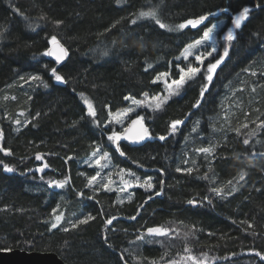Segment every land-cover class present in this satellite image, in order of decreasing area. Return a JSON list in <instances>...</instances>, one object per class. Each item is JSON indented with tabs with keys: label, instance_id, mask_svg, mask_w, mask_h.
Masks as SVG:
<instances>
[{
	"label": "trees",
	"instance_id": "1",
	"mask_svg": "<svg viewBox=\"0 0 264 264\" xmlns=\"http://www.w3.org/2000/svg\"><path fill=\"white\" fill-rule=\"evenodd\" d=\"M244 6L252 9L249 20L236 30L211 83L199 72L162 110L144 112L153 138L136 146L120 143V156L108 140L109 112L145 93H160L161 82L152 81L164 72L170 81L178 78L183 48L222 9L237 13ZM152 8L173 28L212 15L196 28L168 31L133 15ZM52 36L68 53L60 66L44 55ZM53 68L65 82L55 79ZM205 85L199 107H193ZM82 98L91 101L95 118ZM174 120L183 124L171 133ZM262 121L264 0H0V146L13 153L0 152V250L51 251L67 264H150L188 247L193 255L212 258L210 264H264L254 254L264 253ZM209 146L212 155L197 151ZM97 148L109 152L113 171L131 170L141 180L151 176L155 188L136 187L133 199L122 204L114 193L88 189L80 172ZM37 154L48 164L43 172L37 171ZM4 164L14 170L5 172ZM241 169L247 175L236 191L229 194L231 185L222 195L211 191ZM64 179L63 188L49 186ZM71 212V226L51 228L55 215ZM88 215L95 219L72 227ZM112 216L117 219L106 225ZM169 225L187 232L183 247L133 242L143 230Z\"/></svg>",
	"mask_w": 264,
	"mask_h": 264
},
{
	"label": "snow or ice",
	"instance_id": "2",
	"mask_svg": "<svg viewBox=\"0 0 264 264\" xmlns=\"http://www.w3.org/2000/svg\"><path fill=\"white\" fill-rule=\"evenodd\" d=\"M118 2H119V0H118ZM256 7L259 8L260 5L257 4ZM15 11H18V9H15ZM222 11L227 12L228 9H222ZM251 11H252V9L250 7L244 6L242 8V10H240L238 12V14H236L234 17L231 18V24L233 25V27L235 29H240L242 27V25L244 24V22L249 20ZM133 15H136L138 19L139 18L151 19L157 25H159V27L161 29H167L168 31H174V30H183L189 26H191L192 28H196L198 25L202 24L205 20H207L208 16L212 15V14L209 13V14L201 15L195 19L186 20L183 23L175 25V28L163 23L160 20L159 15H158V11L156 8H152L148 11H139L138 13H134ZM57 23H60V22H57ZM117 23H119V21H117ZM132 23L135 24L136 20H133ZM113 27H115V25H113ZM216 28H217L216 24H213L210 27H207L203 31L202 39L196 40L193 44L188 45V47H186L181 54L183 56L184 60H188V58L193 55V49L194 48L200 46L205 41L210 40L212 38V34L215 32ZM234 38L235 37L233 35V29L230 28L227 32V35L225 36V39L227 41H232ZM49 43L53 47L50 48L49 50H47L44 53V55L53 56L55 58L56 62L60 63L68 54L66 49L60 44V42L57 40L56 36H52ZM213 51H215V49H213ZM208 55H211V53H209ZM227 56H228V48L225 47L223 55L219 59H217L214 63H209L207 65L206 79L209 83H211V81L213 79V74L215 73V70L224 61V58ZM177 59H179V57ZM204 59H206V57H203L201 55L195 56L196 62L200 65H203ZM149 67H151V65H149ZM145 70H147V69H145ZM200 70L201 69L199 67H193L191 65H189L187 68L178 67L179 77L177 79H171L170 82L168 79H166V78L170 77V73H168V72L161 73L152 82L156 83L157 81L163 80V82L165 84L166 91H167V95L166 96H156V97H152L151 99H149L148 94L145 93L143 101L132 99V104L136 105V106H147L152 111H160V110H162L163 106L168 103L169 99L172 96L180 94V91H181V89H183L184 85L189 80L194 79L196 77V75L200 72ZM51 73L57 81L62 82V83L65 82L64 78L61 75L57 74V71L55 68L51 69ZM252 74L255 75V73H252ZM21 79L23 80L24 77H21ZM30 79L40 81L41 77L40 76H32V77H30ZM45 87H47L46 84H45ZM206 91H207V86L205 85L200 92V99H198L196 101V103L193 105V107H199L200 100L203 99L204 93ZM125 99H129V98L125 97ZM84 103L87 106V115L95 118L97 113H96L91 101H89L87 98H85ZM133 110L134 109H132V108H126L123 111L116 112V113L109 112V117H110L109 123L119 124L123 128L122 132H117V131L113 130L111 132V135L108 136V140L113 145H115L116 151L119 153L120 156H125V152L121 150V146H120L121 140L128 141L132 144H139L146 139L153 138V135L150 132L149 128L147 126H145V124L143 122V119H144L143 117L137 116L136 119L131 120L129 126H127V127L124 126V118L127 117L128 114ZM20 115H24V113H20ZM37 115H39V114H37ZM15 123L17 125H19L21 123V121L16 120ZM181 124H183L182 120L172 121L170 124L171 133H174L177 130L178 126H180ZM244 127L246 128V127H248V125L245 124ZM258 127H264V121L260 122ZM193 130H195V129H193ZM251 134L252 133H249V135H251ZM158 138L160 140L166 139L165 136H159ZM2 139H3V132L0 131V140H2ZM243 143L247 146V145H249L250 141L248 139H245L243 141ZM197 151L201 152V153H206L208 155H212L214 153V146L199 148V149H197ZM0 152H2L5 156L13 155L11 150L6 149L2 146H0ZM92 155L95 158V160H94L95 165L100 167V168L107 167V162H110V160H111L109 152H107V151L101 152V150L99 148H97L96 151H94ZM252 155L255 156L256 153L253 152ZM259 155L264 156V152L259 153ZM36 159L41 160L42 159L41 155L37 154ZM68 159H71V157H69ZM101 161H105L106 163L101 164ZM0 163H2V162H0ZM47 167H48V164L45 163L43 165V167L38 168L37 171L43 172L44 169ZM13 170L14 169L12 167H10L7 164H4V171L5 172H12ZM176 170L178 172L181 171L180 168H177ZM185 171L188 173H191L193 171V169L188 168ZM110 175H111V173H109V176ZM118 175H120V177H121V185L122 186L120 188V191H125L129 187H141V188H144L145 191L151 192L155 188V185L152 182L153 178L151 176H148L146 179L141 180V178L138 175H136V173L132 172L131 170H126L124 168L119 169ZM246 175H247L246 171L244 169H241L237 177H233V179L228 180L226 182V184H224V185L212 188L211 191L216 193L217 195H222L224 193V188L231 185V189L229 191V194H231V192L236 191V185L239 184L241 181H243L245 179ZM99 176H100V173L97 172V174L95 176H92L91 178H89L88 179V186L93 187L94 182L97 181V178ZM125 176L134 177V179H132V180L125 179ZM234 181H235V183H234ZM67 183H68L67 179L54 180V181H49V186L51 187V186L55 185L58 188H63V187H65V185ZM112 183L113 182L111 180H108V182L103 184L102 187L104 188L105 191H116L115 188H112L110 186ZM163 183H164L163 180L159 181V184L161 185V190L155 192L156 196H159L162 194ZM80 195H83V194L81 193ZM151 198H152L151 196L148 197V199H151ZM127 199L129 201H131L133 199L132 194H129ZM116 202L118 204H122L124 201L121 199H118ZM188 203L192 204V203H194V201L190 200V201H188ZM56 211L57 210L54 209V213ZM62 219H63L62 215H55L56 223H52L51 228L52 229L57 228ZM94 219H95L94 216L88 215L84 219L78 220L76 223H74L72 225V227L76 228L79 224H87L89 221L94 220ZM116 219H117V217L112 216L110 219H107L105 223H106V225H112L113 221ZM130 219L135 220L136 216H132V217H130ZM241 223H246V222L242 221ZM248 226L252 227V225H250V224ZM63 230L68 231L69 229L64 228ZM147 234L152 235V236L167 237L169 235V229L165 228L163 226L150 227L147 229ZM137 239L142 240L143 236L141 235V236L137 237ZM184 251H185V253H190L191 249H189L188 247H185ZM254 254L256 256H258L261 260H264V253L255 252ZM121 259L123 260L124 258L121 256ZM161 259H163V257H161ZM184 259L191 261V264H205V259L197 258L196 256L191 255V254L185 256ZM150 264H157V262L151 261ZM170 264H175V262L172 261V262H170Z\"/></svg>",
	"mask_w": 264,
	"mask_h": 264
},
{
	"label": "rangeland",
	"instance_id": "3",
	"mask_svg": "<svg viewBox=\"0 0 264 264\" xmlns=\"http://www.w3.org/2000/svg\"><path fill=\"white\" fill-rule=\"evenodd\" d=\"M236 14H238V12L237 13L224 12L221 16L216 15L215 16L216 17L215 20H213L208 26V27H210L213 24L217 25V28H216L215 32L212 34V38L210 40H208V41H205L200 46L194 48L193 49V55L191 57H189L188 60H184L183 56L180 55L179 59H178V61L180 63V67L187 68L189 65H191L193 67H199L201 69L200 72H202L204 74V77L206 79V76H207V65L209 63H214L217 59H219L223 55L225 47H227L228 50H229V45H230L231 41H227L225 39V36L227 35V32H228V30L230 28L233 29V35L235 36V33H236L237 29H235L233 27V25L231 24V18L234 17ZM202 37H203V35L200 38L196 39V40L202 39ZM196 40H194L193 42L189 43L188 45L193 44ZM188 45H186L183 48V50L181 51V54L184 51V49L186 47H188ZM213 49H215V51H213ZM209 53H211V55H208ZM196 55H201L203 57H206V59H204L203 65H200V64H198L196 62V60H195V56ZM206 81H207V79H206ZM159 82H161L162 91L160 93H158V94L148 95L149 99H151L152 97H156V96H166L167 95V91H166L165 84H164L163 80H160ZM169 82H170V80H169ZM60 83H62V82H60ZM207 84H208V81H207ZM82 99H83V103H84V99L85 98H82ZM136 100L143 101L144 100V95L140 99H136ZM84 105H85V103H84ZM85 108L87 110V106L86 105H85ZM126 108H132L134 110L131 111L128 114V116L124 118V126H127L131 122V120L136 119L137 116L143 117V114L146 111L154 112L150 108H148L147 106H136V105H133L132 104V100L129 101V105L127 107H125L123 109H120V110H118L116 112L123 111ZM116 112H113V113H116ZM109 119H110V117H109ZM108 127H109V130H110L109 135H111V132L113 130H115L117 132H121L123 130L121 125L115 124V123H108ZM92 154L85 159V161H84V163L82 165L83 167H85V169L80 172V175L83 178L86 187L88 189H90L91 191H94V192H97V193H104V194L105 193H114V194H116V197H117L116 200L121 199L124 202H128L129 201L127 199L128 195L132 194L133 189L136 188V187H129L125 191H120V188H121L122 185H121V177H120V175H118V172L117 171H113V169L110 168L109 162H107V167L100 168V167L96 166L95 162H94L95 158L93 157ZM41 157H42L41 160H37L36 156H35V160L38 163L37 168H41L45 164V160L43 159L42 155H41ZM105 163H106L105 161H101V164H105ZM97 172L100 173V176L97 178V181L94 182V186L93 187H89L88 186V179L91 178L92 176H95L97 174ZM109 173H111L110 176H109ZM125 179L132 180V179H134V177L125 176ZM108 180H111L113 182L110 186L112 188H115L116 191H105L104 190L102 185L107 183ZM57 215H62V214L58 213ZM62 217H63V219L60 221V223L64 222L66 227L68 225L71 226V223L75 219L74 218L75 216H74L73 212H71L70 217H66L64 215H62ZM55 223H56V221H55ZM60 223H59V225H60ZM165 228L169 229V235L167 237L148 235L147 234V230H143L142 232H140L136 236V238H135V240L133 242L158 244V245L162 246L163 248H167L168 245H181L182 246V244H184L185 239L187 237V232L185 230L179 228L176 225H169V226H166ZM141 235L143 236V239L142 240L137 239V237H139ZM184 249H185V247H184ZM184 249L180 250L182 252H180L179 249H178V251L180 253L178 252V255H175L174 258H172V259H170L168 261L159 262L157 264H170V262H172V261H174L175 264H191V261H188V260L184 259L185 256H187V255H189L191 253H185ZM191 255H193V254H191ZM194 256H196L197 258H200V259H205V264H210V263L213 262L212 258H209V257H207L205 255H194Z\"/></svg>",
	"mask_w": 264,
	"mask_h": 264
},
{
	"label": "water",
	"instance_id": "4",
	"mask_svg": "<svg viewBox=\"0 0 264 264\" xmlns=\"http://www.w3.org/2000/svg\"><path fill=\"white\" fill-rule=\"evenodd\" d=\"M60 44L63 46L61 42ZM52 47L53 46L49 44L47 50H49ZM47 58L48 60L52 61L56 66H60L66 61L67 56L60 63H57L53 56H47ZM129 125L130 123L127 126ZM120 143L126 144L128 146H136L141 144L142 142L139 144H132L128 141L121 140ZM0 264H67V263H65L56 253L51 251H27V250H21L15 248L10 250H0Z\"/></svg>",
	"mask_w": 264,
	"mask_h": 264
}]
</instances>
